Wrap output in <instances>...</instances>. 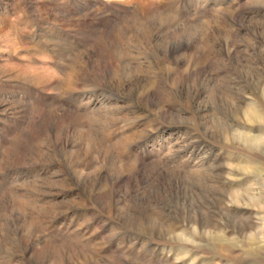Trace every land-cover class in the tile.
I'll list each match as a JSON object with an SVG mask.
<instances>
[{"label":"rangeland","instance_id":"1","mask_svg":"<svg viewBox=\"0 0 264 264\" xmlns=\"http://www.w3.org/2000/svg\"><path fill=\"white\" fill-rule=\"evenodd\" d=\"M0 264H264V0H0Z\"/></svg>","mask_w":264,"mask_h":264},{"label":"bare ground","instance_id":"2","mask_svg":"<svg viewBox=\"0 0 264 264\" xmlns=\"http://www.w3.org/2000/svg\"><path fill=\"white\" fill-rule=\"evenodd\" d=\"M254 113V112H253ZM255 117V116H254ZM256 118H258V117H256ZM240 138V137H239ZM246 139V135H242V140H245ZM241 139V138H240ZM196 224V223H195ZM202 227V226H201ZM201 229V228H200Z\"/></svg>","mask_w":264,"mask_h":264}]
</instances>
